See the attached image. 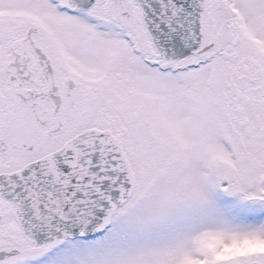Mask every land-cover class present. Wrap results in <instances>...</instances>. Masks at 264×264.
<instances>
[{
    "label": "snow or ice",
    "instance_id": "obj_1",
    "mask_svg": "<svg viewBox=\"0 0 264 264\" xmlns=\"http://www.w3.org/2000/svg\"><path fill=\"white\" fill-rule=\"evenodd\" d=\"M0 264H264V0H0Z\"/></svg>",
    "mask_w": 264,
    "mask_h": 264
}]
</instances>
